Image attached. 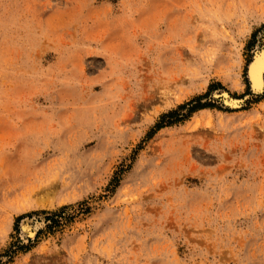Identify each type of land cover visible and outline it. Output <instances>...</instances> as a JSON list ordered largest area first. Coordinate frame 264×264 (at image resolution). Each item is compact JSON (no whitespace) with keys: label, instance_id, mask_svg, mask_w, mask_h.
<instances>
[{"label":"rangeland","instance_id":"rangeland-1","mask_svg":"<svg viewBox=\"0 0 264 264\" xmlns=\"http://www.w3.org/2000/svg\"><path fill=\"white\" fill-rule=\"evenodd\" d=\"M263 42L264 0H0V264H264Z\"/></svg>","mask_w":264,"mask_h":264},{"label":"bare ground","instance_id":"bare-ground-1","mask_svg":"<svg viewBox=\"0 0 264 264\" xmlns=\"http://www.w3.org/2000/svg\"><path fill=\"white\" fill-rule=\"evenodd\" d=\"M248 77H249L250 84L252 85L255 91L257 92L263 91L264 89V42H263V46L254 54L252 60L250 61V64L248 66ZM225 95L227 94L225 93ZM235 104H237V102H235ZM30 225L24 224L23 229L25 231H29L31 229Z\"/></svg>","mask_w":264,"mask_h":264},{"label":"trees","instance_id":"trees-1","mask_svg":"<svg viewBox=\"0 0 264 264\" xmlns=\"http://www.w3.org/2000/svg\"><path fill=\"white\" fill-rule=\"evenodd\" d=\"M197 100V103H192L193 101H190V102H187V103H184L182 105H179L178 108L176 109H171L165 113H163L160 118H159V121L156 123L155 125V129H160L166 125H170L176 121H179L181 119H184L185 117H188L193 111L199 109V108H202V107H205L206 104L204 103H201L200 101V97L196 99ZM192 104V105H191ZM188 105H190L188 107ZM188 107V112L187 113H184L182 114L181 111L182 109ZM120 178H119V173L116 172V175L113 177L111 183L115 182V181H119ZM83 204V203H82ZM64 209V208H63ZM62 211V210H61ZM55 213H53L54 215ZM53 218V217H52ZM52 225L49 224L48 225V228H50ZM22 246H26L25 244H23Z\"/></svg>","mask_w":264,"mask_h":264},{"label":"water","instance_id":"water-1","mask_svg":"<svg viewBox=\"0 0 264 264\" xmlns=\"http://www.w3.org/2000/svg\"><path fill=\"white\" fill-rule=\"evenodd\" d=\"M252 86V85H251ZM253 88V87H252ZM253 90H254V88H253Z\"/></svg>","mask_w":264,"mask_h":264}]
</instances>
